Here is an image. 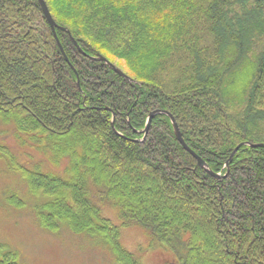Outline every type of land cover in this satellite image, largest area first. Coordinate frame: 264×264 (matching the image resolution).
<instances>
[{
	"label": "trees",
	"instance_id": "obj_1",
	"mask_svg": "<svg viewBox=\"0 0 264 264\" xmlns=\"http://www.w3.org/2000/svg\"><path fill=\"white\" fill-rule=\"evenodd\" d=\"M44 1L78 47L37 0H0V124L52 169L22 167L1 143L0 159L40 226L96 239L117 264H141L120 243L129 226L177 264H264V148L249 146L264 144V0ZM156 110L223 178L166 115L143 139ZM16 255L0 245V264Z\"/></svg>",
	"mask_w": 264,
	"mask_h": 264
},
{
	"label": "rangeland",
	"instance_id": "obj_2",
	"mask_svg": "<svg viewBox=\"0 0 264 264\" xmlns=\"http://www.w3.org/2000/svg\"><path fill=\"white\" fill-rule=\"evenodd\" d=\"M116 65L126 72L123 63L116 62ZM143 134L144 139L147 133ZM0 143L22 167L33 171L44 164L42 168L52 169L39 152L20 145L13 127L0 124ZM11 197L15 198L14 203L10 202ZM36 200L28 194L19 174L0 159V245L17 254V264H117L111 252L96 239L76 235L63 225L57 232L43 229L38 221ZM103 215L119 225L114 211L104 208ZM120 243L141 264H177L171 252L150 247L148 238L137 227H123Z\"/></svg>",
	"mask_w": 264,
	"mask_h": 264
},
{
	"label": "water",
	"instance_id": "obj_3",
	"mask_svg": "<svg viewBox=\"0 0 264 264\" xmlns=\"http://www.w3.org/2000/svg\"><path fill=\"white\" fill-rule=\"evenodd\" d=\"M38 3H39V6L42 10V13L51 29V31L53 32L54 36L56 37V30H61L65 33L68 34L71 42L73 43L74 46L78 47L77 43L75 42V40L71 37L69 31L66 29V28H62L60 26H58L55 21L53 20L49 10H48V7L45 3L44 0H37ZM58 46H59V49L62 53V56L65 58V60L67 61L66 59V56L64 54V51L61 47V45L59 44L58 42ZM92 59L94 60H97V61H101V62H104L105 64L108 65V67L114 72L116 73L118 76L122 77V78H125V79H128V77L120 70L118 69L115 65H113L112 63H110L106 58H104L103 56H101L100 54H96L95 57H93ZM159 114H163V115H166L169 119H170V122L172 124V128H173V132H174V136L176 138V140L180 143V145L183 147V149L188 152L196 161H197V165L204 169L206 172H208L211 176H213L214 178L216 179H221L223 177H221L219 174H214L213 172H211L206 163L197 155L195 154L188 146L187 144L185 143V141L183 140L182 138V134L179 130V127L175 121V119L173 118V116L168 113L167 111H161V110H156V111H153L151 113H149L148 115V118H147V121H146V126H145V129H144V133L146 134L150 128V125H151V122H152V119L159 115ZM244 144H241L239 145L231 154L229 160H231L233 158V156L235 155L236 151L241 147L243 146ZM250 147H261V148H264V144H255V145H249ZM228 165V162L226 163V166Z\"/></svg>",
	"mask_w": 264,
	"mask_h": 264
}]
</instances>
